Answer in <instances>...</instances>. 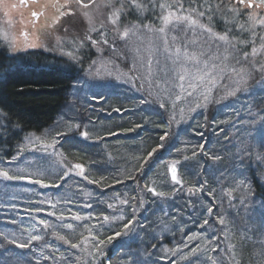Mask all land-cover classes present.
<instances>
[{
  "label": "rangeland",
  "instance_id": "rangeland-1",
  "mask_svg": "<svg viewBox=\"0 0 264 264\" xmlns=\"http://www.w3.org/2000/svg\"><path fill=\"white\" fill-rule=\"evenodd\" d=\"M65 1L66 0H62V2L59 3L64 4ZM191 1L192 0H182L183 3H189ZM197 1L198 0H195V2ZM212 1L214 2V0ZM212 1H210V3L214 5ZM56 2L57 1H51L45 4V6L54 5ZM114 2L118 3L120 0L111 1L113 5ZM124 2H126V0H124ZM159 2L166 3L164 0H159ZM232 2H234V0H226V4ZM175 3L176 0H169V4L175 5ZM107 4H109V0H98L91 10H82L88 11L89 17L84 18L83 16H79L80 18L76 20V22L78 21L83 26H88L87 30L82 29L81 32L80 29L76 30L72 27V23L70 25L68 24L69 28L67 31H64L63 27L66 24L64 18L66 17L62 18L59 24H55L54 21L58 13L52 11L53 13H50L45 20V28H48V31L41 34L36 42H29L27 48L25 42H23L24 37L21 36L22 30L25 28L21 25H23V22L30 21H23L18 14L20 11L18 0H0V47H3L9 53L26 52V50L29 51V49L34 48L69 57L66 55L67 53H62V51L65 49L68 51L79 50L81 41L83 40L84 49H82V52L86 54V57L82 58L84 62L83 65L86 67L81 71L77 83L68 94V102L65 104L61 115L57 118L54 125L41 135L28 136L12 161L0 162V169L8 171L10 175L40 179L42 184L47 185L49 183H54L55 188H57L56 185H63V182L68 180L71 175H78V171H75L76 168L74 167L78 163L75 162L72 164L70 161V155L67 153V146L65 143L72 144L77 141V139H84L81 135L82 132H89V137L86 139L90 143L98 144L101 147L107 162H116L118 160V152L123 153L118 151L119 142L112 141L117 134L105 135L103 132L105 127L103 125L89 126L96 118L104 115L109 116L111 114L119 115L120 121L125 122L123 126L128 127V129L119 131L118 135L131 136V138H134L138 136L137 134L141 126L138 124L131 127V118L133 120L135 116L139 115V118L136 117L132 123H136L137 119L139 123H142V119L146 114H157L161 115L162 121H166L164 128L161 130V136L165 137L162 139L164 143L173 140L171 137L178 138L180 143H176L177 147L173 141L169 146L161 148L160 152L162 153V157H160L157 165L153 167V170H149L152 171L151 181L147 184V179H143L144 182H141L144 185L147 184V189L150 187L168 190L175 185L171 180V173L169 171L173 162H177V177L181 181L179 165H183L182 161L186 160L185 157L188 159L191 156L194 162L196 156L203 157L205 153H207V155L210 154L209 150L205 149V147H209L207 143H210L211 146H217L218 137H221L220 135L225 133L226 130H229V126H224L222 132V127L219 124H215L212 129L214 132L213 135L211 132L203 134L204 117L202 114L205 112L206 107L212 103H216L220 110L223 109L225 112L229 113L233 109H241L245 102L244 100L248 96L247 91H255L260 88L264 91V72L251 70L253 64H255L256 69L264 65V47H261L259 43L258 45L253 44V46H251L247 52L249 53L248 62L244 63L245 72L242 75L247 81V91H244L242 88L241 91L237 92L235 95H228L230 90L235 87L233 81L240 79V76L231 71L232 66H235L237 69L241 67L240 64H236L232 56H242L245 52L244 49L241 52H233L232 49H229L232 55H229L228 60L223 61V64L228 67L225 68L223 73L217 68L213 74L212 82L202 84L195 90L189 88L186 91L181 90L177 82L174 90L170 93L166 89L169 88L172 80L164 75L165 53L163 48L157 50V47L162 43L161 34L155 32L148 33L141 25L136 35L130 36L127 41L115 37L111 31L112 26L107 22V17L110 14L109 7H106ZM13 5L16 7H12ZM237 6L239 7V5ZM242 11L249 12L251 10L245 8L242 9L241 12ZM256 11L258 13V18L261 13H264V10L258 9ZM143 14L144 13L136 16L138 19L136 22L131 21V18L127 17H120V20L125 25H139L141 21H143V24L155 27L161 26V22L157 18V15L151 12ZM240 15L243 16L239 17V21H236L238 26L241 23L247 24V15L245 13H240ZM236 18L238 19V17ZM151 22H153V24H151ZM101 26H103V30L108 31L109 43L114 45L115 50L105 44L91 46L90 41L84 40L89 34L92 35L93 39H100V33L95 31V29L101 28ZM90 28L92 29L91 32H89ZM256 29L264 30V27L257 26ZM256 31L257 30H255V32ZM170 37L171 34H169V38ZM57 40H59V44ZM203 42V34L197 36L189 35V37L184 40V43H187L191 49L210 51L211 49L204 47ZM32 44H37L38 46L31 47L30 45ZM253 48L256 49V54L254 56L252 55ZM222 51L221 49V52ZM149 57L153 60L151 75H148V70L145 66V61ZM80 59L76 58L74 61L79 62ZM201 59H205V57H201ZM157 60L159 61V65L156 64ZM213 62L220 63V60L215 57L212 60H208L209 64ZM169 63L171 62L169 61ZM90 69L91 74L89 72ZM177 71H179V69H177ZM193 71H195V69H193ZM171 75L174 78L176 73L173 72ZM255 77H257L256 81L254 80ZM166 80L168 81L167 83H165ZM184 83L185 87H187V78ZM188 91H192L193 95L189 96L187 94ZM149 92H151V96H149ZM205 93L209 96L207 102L203 99ZM197 102L201 107H196ZM160 103H164L165 108L159 107ZM116 109H120V111H116ZM173 116L175 119H173ZM121 118L123 120H121ZM188 126L193 127L189 129V132L185 130L188 129ZM172 127H174L176 131L172 130ZM57 133H66V135L58 136ZM258 133L251 140V147L248 152L250 153L251 150L252 153L244 154L247 148L244 147V140L239 138L238 143L234 141L233 156L240 159V162H249L251 167L255 166L257 169L259 168L261 170L259 171V180L264 186V159L258 158L264 156V142L258 143V140H260ZM236 134L245 133L237 132ZM118 135L116 137H118ZM245 137L249 141L250 136L245 134ZM37 138H39V140H37ZM46 144H54V146L45 147ZM171 149L172 151H170ZM222 155L223 153L216 151V153L210 156L209 160L203 165V169L212 175L215 186H213L211 190L202 186H194V188H192L200 189V191H196V193H201V195H196L199 198L196 201H200L202 195L207 199L211 198L212 204L215 201V204H211L210 206L213 209L212 214L206 215L209 225L199 228L205 229L207 233L195 232L190 235L192 237L191 240L188 239L189 236L180 237L178 240L173 239L172 246H165L166 244L162 243L163 245L159 248V252L162 253V259H160L162 264H191L190 259L193 260L194 257L191 256L190 249L197 248V246H199L201 254L199 264H211V261L208 260L207 257H217L218 254L224 258V264H237V262L240 264L239 250L237 249L239 240L241 241L240 246L244 248L251 246L253 263L249 264H262V259L264 258L259 255V252L261 248L264 247V235H262L264 234V204H251L254 199V194L248 182L246 183L244 174L236 165L234 169L232 168L233 171L228 173V166L222 163L224 157ZM141 156L142 154L139 155L142 172L140 178L143 176V172L152 166L150 160L154 157V154L151 158L147 159V163H144V159L147 156L144 159H141ZM64 157L69 161L67 162ZM216 157H219V159H216ZM163 159L165 160L163 161ZM195 162H198V165L201 163L200 160H196ZM116 164L119 165V163ZM117 165L115 166L118 168V178L122 179L126 176V171L123 167ZM190 170L191 168L188 167L185 168L184 172L188 174L192 173L187 172ZM223 171L227 172L228 175L223 176ZM119 172L123 175L119 176ZM166 177L170 178L171 186L162 179ZM83 178L84 176H80L79 179L84 180ZM89 180L93 181L92 177H90ZM193 180L195 181L196 177ZM200 180L201 179H199L198 182ZM241 182H243V187L240 186ZM125 183H130V181L126 179L115 183V185ZM42 184L31 183L28 179H14L9 181L0 177V264H29L25 261L27 260L26 255L29 254H34L38 259L35 264H54V258L50 253L48 245L43 244L36 247L31 244V248L20 249L12 244H10L12 246H10L9 243L7 244L4 237H8L9 240H17L20 243L26 241L31 243L30 237L40 234L43 236V240L46 241L50 234H47L45 230L39 229L41 225L39 221L44 220L43 217L47 219L46 222L50 225L49 228H46L50 233L56 230H67L65 228L67 224L63 225L62 221L69 219L70 216L65 217L64 220H60L57 219V217L60 216H57L56 213L67 214L77 210L80 213H73L74 216L81 217L83 213V219H85L84 204L72 206L69 202L78 192L74 194V190H67L73 193H63L60 191V193L57 194V198H55L53 192L50 190L48 193V187H44ZM217 185L218 187H216ZM132 189L130 184L124 188V199L128 200L131 196ZM40 190L43 192L40 193ZM249 190L251 194L245 198L243 194ZM206 192H210L212 195L208 194L205 196L204 193ZM90 195L91 193L87 190L81 193L80 197L86 198ZM179 195H182V193L179 192ZM136 199H138L139 203L137 207L140 209L144 199L135 191V197L131 196V202L128 200V204H123L121 206L119 204L118 208L114 209V215L112 220L110 222L108 221V224L115 225L124 220L125 214L122 208L128 209L130 203L131 209L136 207ZM49 213H52V215H49ZM218 217L224 218L226 222L225 225L222 226L217 222ZM55 219L58 221L57 223L52 222V220ZM236 220H242V222ZM136 221L137 219L131 220L132 227L128 233L114 239L112 243L114 248L120 246L122 238H130V236L131 239L134 238ZM233 223H236V225ZM80 224H82L81 219L76 220L77 227L75 228L79 229L80 226L78 225ZM260 224H262V226H260ZM237 225L242 226L240 237H238L234 229ZM210 226H214L215 232ZM221 228L223 231H221ZM121 229L118 231H123V228ZM113 231L115 233L117 228L115 227ZM217 237L219 238L217 239ZM126 243H121V247L124 248ZM244 243H246V245ZM89 246L91 251L85 246L86 256L83 254L84 258L81 260L83 264H89L91 261L95 264L96 256L98 255L100 259L102 257V255L96 253L93 245ZM214 246H218L217 252L210 251ZM177 248L182 251H177L176 254L173 255L171 250ZM104 249L103 247V253ZM124 255L128 257L126 254ZM145 258L144 252L141 253V259L144 260Z\"/></svg>",
  "mask_w": 264,
  "mask_h": 264
},
{
  "label": "trees",
  "instance_id": "trees-1",
  "mask_svg": "<svg viewBox=\"0 0 264 264\" xmlns=\"http://www.w3.org/2000/svg\"><path fill=\"white\" fill-rule=\"evenodd\" d=\"M164 1L169 3V0ZM210 1L212 0H207L208 3ZM204 2L205 0H198L196 3L202 5ZM190 3H193V0L189 3L185 2V7L187 8ZM213 3L214 5L218 4L220 0H214ZM223 3L226 4V0H223ZM148 13L146 12V14ZM244 13L247 12H241V14ZM138 14L142 13L126 11L121 17L131 18V21L136 22L138 21L136 18ZM79 16L75 15L69 16L72 18H64L66 24L63 29H68V24L72 23V27L76 30L80 29V32L82 29L87 30L88 26H83L78 21L76 22L80 18ZM242 16L239 15L237 19L233 14L226 13L221 8L213 18L212 27L214 32L223 34L228 30L229 39L236 41V48L234 51L232 50L233 52H241L243 49L245 52H248L253 44H264V40L261 39L264 30L255 29L257 31L254 37L251 33L241 30L236 21H239V17ZM251 40H254L255 43L247 42ZM240 41H245V43H240ZM82 49H84V45L80 46L79 50L68 51L65 49L62 51L65 54L71 52L76 58H81V61L77 62L72 60L71 57L39 49L11 54L3 47H0V162L12 161L28 136L41 135L54 125L57 118L61 115L65 104L68 102V94L77 83L81 71L86 67L83 65L84 62L82 60V58L86 57V54L82 52ZM256 79L257 77L254 78L255 81ZM247 95L241 109H233L229 113L223 109L220 110L216 103H212L206 107L205 112L202 114L204 117L203 134L211 132L213 135L212 129L215 124H219L222 127V132L224 126H229V130H226L225 133L220 135L221 137H218L217 146H211L210 143H207L209 147H205V149L209 150L210 154L207 155L205 153L203 157L196 156L195 161H201L199 165L198 162H193L191 156L182 161L183 165H179L181 184H175L168 190L155 189L157 192H163L164 196H153L148 192L146 185L152 179V171L149 170H153V167L157 165L160 157H162L161 148L169 146L173 141L175 144L180 142L178 138L171 137L173 140L164 143L161 130L164 128L166 121H162L161 115L146 114L142 119V123H139L138 119L136 123H132L136 117L139 118V115L135 116L133 120L131 118V127L138 124L141 126L137 134L138 136L134 138L118 135L119 131L128 129V127L123 126L125 122L120 121L119 115L111 114L96 118L89 126L103 125L105 127L103 130L105 135L116 133L118 137L115 134L116 136L112 141L119 142L118 151L123 153L118 152V160L114 163H109L105 159L101 147L98 144L90 143L86 138L77 139L72 144L65 143L67 153L70 155V161L72 164L76 162L84 168V177H87V179L83 178L84 180H80V175H71L68 180L63 182V185L57 188H55L54 183L47 184L49 185L48 193L51 190L54 197L57 198V194L60 191L64 193L72 192L67 190H74V194L78 192L69 202L72 206L84 204L86 217L83 219L82 213L80 217L82 224L78 225L80 226L79 229H76V220H73L72 217H74V214L80 213L79 211L75 210L67 214L56 213L57 216H70L69 219L62 221V224L71 223L73 227L71 229L65 227L66 231L56 230L50 233L44 226L40 225L39 229L45 230L50 235H48L46 241L43 240L42 236L41 240L31 241V244L36 247L43 244L48 245L50 253L54 258V264H83L81 260L84 258L83 254L86 256V247L91 251L89 245L96 243V241L91 239L92 235L100 232L99 238L106 239L108 235L115 234L113 231L115 227L118 231L124 223L137 219L134 238L131 239V236L130 238H122L120 246L117 248L113 247V239L104 246L102 260L98 255L96 256L95 264H162V261H160L162 253L159 252V248L163 245L162 243L166 244L165 246H172L173 239L178 240L184 236L190 237L195 232L207 233L205 229L199 228H202L200 225L206 219L207 208L211 206L212 200L210 196V199H207L202 195L200 201H196L199 199L196 195H201V193L195 192L193 195L189 192V189L194 188V186H202L211 190L215 186L212 175L203 169V165L216 151L223 153L222 163L228 166V173L233 171L232 168L234 169L237 166L244 174L245 181L246 183L248 182L254 194L251 204H264V186L259 180V171L261 170L255 166L251 167L249 162H240V159L233 156L234 141L238 143L239 138L244 140V147L247 148L244 154L252 153L251 150L250 153L248 150L251 147V140L258 132L260 139H257L258 143L264 142V91L261 88L255 91L249 90L247 91ZM121 120L123 119L121 118ZM190 128L193 127L188 126V129L185 130L189 132ZM172 130L176 131L174 127H172ZM237 132L248 134L250 136L249 141L246 139L245 134H236ZM160 145H163V147H160ZM154 148L156 151L154 157L150 160L152 166L150 165L151 167L148 170L146 169L140 178L142 172L139 155L142 154L141 159H144ZM64 159L66 158L64 157ZM66 161L68 162L69 160L66 159ZM116 163H119V165ZM115 165L125 169L126 176L124 178H118V168ZM188 167L191 170L187 172L192 173L188 174L184 172L185 168ZM75 171H78V169H75ZM227 172L223 171L222 175H228ZM122 175L119 172V176ZM90 177H92L94 182H89L92 181L89 180ZM195 177L196 180L194 181ZM126 179L130 183L115 185L118 181L121 182ZM143 179H147L146 185L141 182H144ZM162 179L169 186L172 185L170 178L166 177ZM199 179L201 180L198 182ZM129 184L133 188L131 196L135 197V191L139 196H142L144 207L142 205L139 209L137 207L139 205L138 199H136L135 213H133L130 203L128 209L122 208L125 214L124 220L115 225H109L108 221L112 220L114 209H117L119 204L120 206L123 205L121 201L125 200L124 188ZM87 190H89L91 195L86 198L80 197V194ZM39 192L43 191L40 190ZM179 192L182 195H179ZM208 194L210 192L204 193L205 196ZM131 196L128 198L130 202ZM109 204L113 206L109 207ZM213 204H215V201ZM104 216L109 218L107 222H103ZM43 219L47 221L45 217ZM236 221L242 222V220ZM52 222L57 223L58 221L55 219ZM233 224L236 225V223ZM234 229L238 237H240L242 226L237 225ZM60 235L65 236L66 239H69L73 243L80 244V248L72 249L69 244H65L58 239ZM5 242L8 244V241ZM121 243H126L124 248L121 247ZM240 244L241 241L239 240L237 249L239 250L240 260H238L240 264L253 263L251 246L244 248ZM244 244L246 245V243ZM143 252L146 256L144 260L141 259V253ZM26 259L25 261L29 264H35L38 261L34 254L26 255ZM191 261L192 259H190V263ZM89 264L94 263L91 261Z\"/></svg>",
  "mask_w": 264,
  "mask_h": 264
},
{
  "label": "snow or ice",
  "instance_id": "snow-or-ice-1",
  "mask_svg": "<svg viewBox=\"0 0 264 264\" xmlns=\"http://www.w3.org/2000/svg\"><path fill=\"white\" fill-rule=\"evenodd\" d=\"M29 2L36 3V0H20V5H27ZM75 4L77 5L76 8L71 7L72 0H66L64 4H59V0H57L56 4L53 5L56 12H58V16H56L54 23L59 24L60 20L64 17L69 16H75L77 12L84 18L89 17L88 11H82L83 9H89L91 10L93 5H95L96 0H74ZM239 5V7H237ZM12 7H16L13 5ZM106 7H109L110 14L107 17V22L112 26L111 31L114 34L115 37L122 39L124 41H127L130 36L136 35L137 31L140 30L141 25L148 33H159L161 34V40L162 43L157 47V50L160 48H163V51L165 53V72L164 75L172 80L171 85L169 86L167 91L170 93L174 90L177 82L181 90L186 91L187 89H193L195 90L197 87H199L202 84H207L213 81V74L217 68L220 69V72L223 73L225 68L228 66L223 64V61L228 60L229 55H232V53L229 51L231 48L233 51L236 48V42L234 40H230L228 36V30H226L223 34H218L214 32L212 27L213 18L217 15V13L223 8L226 13L233 14L234 17H238L241 13L242 9H250L251 11L245 13L248 17L247 24L241 23L239 26L241 30L247 31L251 33V35L254 37L256 35L255 29L257 26L264 27V13H261L258 18V13L256 10H264V0H234L232 3L224 4L223 0H220V3L218 4H211L208 3L207 0L202 5H198L195 0H193V3H190L188 7L186 8L182 0H177L176 4H169V3H160L159 0H120L117 4L113 5L111 3V0H109V4L106 5ZM126 11H134L137 13H146L151 12L154 15H157V18L161 22V26L155 27L148 24H143V21H141V24H127L125 25L123 22H121L120 17L124 15ZM42 13L38 12H32L31 16L33 18L38 19L39 16ZM203 21V22H202ZM64 31H67L65 28ZM92 29H89V32H91ZM95 31L100 33V39H93L92 35H87L84 40L90 41L91 46H97L99 44H105L108 45L110 48L114 49V45L109 43L108 39V31L103 30V26L101 28L95 29ZM169 34H171V37L169 38ZM203 34L204 35V47L211 49L210 51H203V50H194L191 49L190 46L187 43H184L185 38L191 36H197ZM25 36L27 37V33H25ZM210 38V39H209ZM262 40H264V36L261 37ZM249 43H255L254 40L247 41ZM57 43L59 44V40H57ZM240 43H245V41H240ZM84 44V41H81L80 46L82 47ZM31 47H37V44L30 45ZM261 47H264V44L261 45ZM221 49L223 50L221 52ZM256 54V49L253 48L252 55L254 56ZM69 57H71L73 60L76 59L75 56L71 52L67 53ZM201 57H205V59H201ZM218 58L220 60V63L213 62L211 64L208 63V60H212L213 58ZM232 58L236 61V64H240L241 67L237 69L235 66L231 67V71L235 73L236 75L240 76V79L234 80L233 83L235 84V87L230 90L228 95H235L237 92L241 91L243 88L244 91H247L246 84L247 81L242 75L245 72L244 63L248 62L249 53L244 52L242 56H236L233 55ZM169 61L171 63H169ZM156 64L159 65V61H156ZM145 66L148 70V75H151V69L153 66V60L151 57H149L145 61ZM179 69V71H177ZM195 69V71H193ZM211 69V70H210ZM255 71L264 72V65H261L259 69L255 68V64L252 65V69ZM91 74V69L89 70ZM175 72L176 76L173 78L172 73ZM187 78V87H185L184 81ZM195 81V82H194ZM168 81L166 80L165 83ZM189 96L193 95L192 91H188L187 93ZM149 96H151V92H149ZM203 99L205 102L209 100V96L207 93L204 94ZM148 102V101H145ZM159 107L165 108L164 103H160ZM196 107H201V105L197 102ZM116 111H120V109H116ZM173 119L175 117L173 116ZM79 127V126H77ZM112 135H115L116 133H111ZM58 136L66 135V133H57ZM81 135L84 138L89 137V132L84 131L81 133ZM165 137H162L164 139ZM39 140V138H37ZM52 145H45V147H53ZM160 147H163V145H160ZM156 149H152L151 152L148 153L147 157L144 159V163H147V159L151 158V156L155 153ZM195 155V153H194ZM260 159H264V156L258 157ZM187 159V157H185ZM216 159H219V157H216ZM177 162H173L170 166V173H171V180L176 184H181L180 179L177 177ZM76 169H78L77 174L80 176H84V168L80 164H76L74 166ZM0 177H3L5 180H14V179H28L29 182L34 184H42V181L40 179H32L31 177H23L20 175H10L8 171L0 169ZM87 179V177H84ZM133 178V177H129ZM90 183L94 181H89ZM119 182V181H118ZM44 187H48L49 185L42 184ZM57 187L59 185H56ZM241 187H243V182H241ZM148 192H150L153 196H164L163 192H157L154 188H148ZM196 191H200L199 188L195 189H189V192L191 194H195ZM230 194V193H229ZM250 190L243 195L245 198H247L248 195H250ZM122 204H128V200H122ZM109 207H112V204L108 205ZM131 206V205H130ZM54 207V205H53ZM133 213H135V208H132ZM213 212V209L211 207L207 208V214L211 215ZM49 215H52V213H49ZM57 219L64 220L65 217L62 215L60 217H57ZM73 220H79L81 219L79 216L72 217ZM108 217H103V222L108 221ZM217 222L220 225H225V220L223 217H218ZM39 223L41 225H44L45 228L50 227L48 222L44 220H40ZM206 225H209L208 219H204L203 223L200 225V227H205ZM67 227L71 229L73 226L71 223L67 224ZM132 227V222H127L122 225L123 231H116L114 235H108L106 239H100V232H97L95 235H92L91 239L93 241H96L94 243L93 247L97 254L103 255V247L110 243L113 239L120 237L124 235L125 233H128ZM213 228V231L215 232L214 226H210ZM91 231V229H89ZM221 231L223 229L221 228ZM264 235V234H262ZM219 237H217L218 239ZM42 239V236L40 234L32 235L30 237L31 241H39ZM58 239L63 241L65 244H69L72 249H79L80 244L73 243L69 239H66L65 236L60 235L58 236ZM189 240L192 239V237H188ZM5 241H8V243L14 245L16 248L24 249V248H31V243L26 241L24 243H20L17 240H9L8 237H4ZM211 242V241H210ZM217 247L214 246L210 249L211 252H217ZM172 254L175 255L177 251H182L181 249L177 248L174 250H171ZM190 254L194 259L191 261V264H199L201 260V254L199 246L197 248H191ZM259 255L264 258V247L261 248ZM208 260L211 261V264H224V258L220 256L219 254L217 257L208 256ZM239 264V262H237ZM262 264H264V259H262Z\"/></svg>",
  "mask_w": 264,
  "mask_h": 264
},
{
  "label": "flooded vegetation",
  "instance_id": "flooded-vegetation-1",
  "mask_svg": "<svg viewBox=\"0 0 264 264\" xmlns=\"http://www.w3.org/2000/svg\"><path fill=\"white\" fill-rule=\"evenodd\" d=\"M51 1H57V0H36V3L29 2L27 5H20V0H18V7L20 8V11L18 12V14L20 15V17L23 21L24 20L30 21V22H23V25H21L25 28L24 30H22L21 36L24 37L23 42H25L26 47L29 44V42H31V41L35 42L41 34H43L45 31H48V28H45L46 27V21L45 20L47 19V17L49 16L50 13H53V12L56 13L53 5L45 6V4H47ZM96 1H98V0H96ZM111 1H113V0H111ZM59 2H62V0H59ZM85 2H86V0H85ZM115 4H117V3L114 2V5ZM71 7H73V8L77 7L74 0H72ZM34 11L38 12V13H42L38 19L33 18L31 16V13ZM76 15L79 16L80 15L79 12H77ZM80 17H81V15H80ZM69 18H72V17H69ZM25 33H27V37L25 36Z\"/></svg>",
  "mask_w": 264,
  "mask_h": 264
}]
</instances>
